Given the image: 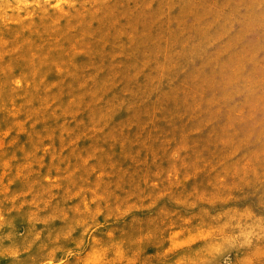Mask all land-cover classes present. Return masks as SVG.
Returning a JSON list of instances; mask_svg holds the SVG:
<instances>
[{
    "label": "rangeland",
    "instance_id": "374dc122",
    "mask_svg": "<svg viewBox=\"0 0 264 264\" xmlns=\"http://www.w3.org/2000/svg\"><path fill=\"white\" fill-rule=\"evenodd\" d=\"M264 0H0V264H264Z\"/></svg>",
    "mask_w": 264,
    "mask_h": 264
},
{
    "label": "clouds",
    "instance_id": "9594fccd",
    "mask_svg": "<svg viewBox=\"0 0 264 264\" xmlns=\"http://www.w3.org/2000/svg\"><path fill=\"white\" fill-rule=\"evenodd\" d=\"M257 256L264 257V252H258ZM93 264H97V261L93 262ZM111 264H115V262L113 261V262H111ZM247 264H255V262H254V260H249V261H247Z\"/></svg>",
    "mask_w": 264,
    "mask_h": 264
}]
</instances>
